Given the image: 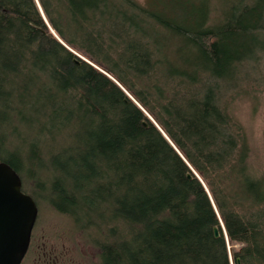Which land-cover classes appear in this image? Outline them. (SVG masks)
Returning a JSON list of instances; mask_svg holds the SVG:
<instances>
[{
    "label": "trees",
    "instance_id": "16d2710c",
    "mask_svg": "<svg viewBox=\"0 0 264 264\" xmlns=\"http://www.w3.org/2000/svg\"><path fill=\"white\" fill-rule=\"evenodd\" d=\"M263 55L264 0H0V161L99 264H264V173L220 101Z\"/></svg>",
    "mask_w": 264,
    "mask_h": 264
},
{
    "label": "rangeland",
    "instance_id": "374dc122",
    "mask_svg": "<svg viewBox=\"0 0 264 264\" xmlns=\"http://www.w3.org/2000/svg\"><path fill=\"white\" fill-rule=\"evenodd\" d=\"M139 1L144 3L146 0ZM240 69L235 80L221 84L223 94L220 101L242 128L250 148L249 163L259 174H263L264 55L246 61ZM26 182V186L33 191L35 182L30 179ZM37 197L39 216L30 250L22 264H99V249L91 241L94 229H79L48 199L41 195Z\"/></svg>",
    "mask_w": 264,
    "mask_h": 264
},
{
    "label": "water",
    "instance_id": "95a60500",
    "mask_svg": "<svg viewBox=\"0 0 264 264\" xmlns=\"http://www.w3.org/2000/svg\"><path fill=\"white\" fill-rule=\"evenodd\" d=\"M39 6L41 8V11L43 12L40 4ZM43 15L47 21L44 12ZM52 31L54 32V30ZM61 42L65 44L62 40ZM67 47L70 48L69 46ZM70 49L74 51L72 48ZM75 53L79 57L91 62L79 53ZM138 105L148 114L155 125L163 132L165 137L185 159L181 151L177 148L175 143L166 134V132L161 128L158 122L140 104ZM187 163L191 167L195 176H197L207 188L200 174L193 169L188 161ZM189 176L192 177V174L189 173ZM213 203L217 210V206L214 201ZM38 216V203L30 193L24 191L23 179L19 172L10 163L6 161H0V264H22L29 251L33 230L38 220ZM221 225L223 234L229 243V235L222 220ZM214 231L216 236H219L221 234L219 226H215ZM229 249L231 260L234 264L231 245H229ZM238 264L241 263L238 262Z\"/></svg>",
    "mask_w": 264,
    "mask_h": 264
},
{
    "label": "flooded vegetation",
    "instance_id": "af4514ba",
    "mask_svg": "<svg viewBox=\"0 0 264 264\" xmlns=\"http://www.w3.org/2000/svg\"><path fill=\"white\" fill-rule=\"evenodd\" d=\"M33 233H34V230H33ZM32 240H33V234H32ZM32 240H31V244H32ZM31 246V245H30ZM29 252V251H28Z\"/></svg>",
    "mask_w": 264,
    "mask_h": 264
},
{
    "label": "bare ground",
    "instance_id": "6f19581e",
    "mask_svg": "<svg viewBox=\"0 0 264 264\" xmlns=\"http://www.w3.org/2000/svg\"><path fill=\"white\" fill-rule=\"evenodd\" d=\"M131 95V94H130ZM132 96V95H131ZM138 104H140L138 101H137ZM141 105V104H140Z\"/></svg>",
    "mask_w": 264,
    "mask_h": 264
}]
</instances>
